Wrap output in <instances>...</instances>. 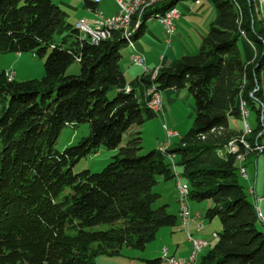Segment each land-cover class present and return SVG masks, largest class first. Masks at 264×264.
Returning <instances> with one entry per match:
<instances>
[{
    "label": "trees",
    "instance_id": "1",
    "mask_svg": "<svg viewBox=\"0 0 264 264\" xmlns=\"http://www.w3.org/2000/svg\"><path fill=\"white\" fill-rule=\"evenodd\" d=\"M181 1L187 0H161L146 16L165 15ZM83 2L85 8L96 6ZM210 2L216 21L197 54L180 57L152 80L145 74L128 88L119 69L126 45L118 32L94 45L52 0H0V54L45 57L40 81L16 83L0 73V264H94L95 256L124 247L143 251L161 229L180 225L179 215L156 206L161 196L152 191L157 177L174 180L166 153L139 154L140 129L156 116L146 104L152 85L159 91L186 89L193 99V126L168 154L189 185V199L212 203L204 219L221 223L215 244L198 264H264V233L257 228L264 222L235 178L233 140L243 125L238 130L230 124L242 122L244 102L256 113L246 141L254 146L264 140V12L260 0ZM240 31L255 48L253 62L240 57ZM74 63L79 73L68 75ZM112 90L115 97L109 99ZM80 124L89 125V135L56 150L60 132ZM100 148L115 152L101 172H73ZM99 225L109 229L92 230Z\"/></svg>",
    "mask_w": 264,
    "mask_h": 264
},
{
    "label": "rangeland",
    "instance_id": "2",
    "mask_svg": "<svg viewBox=\"0 0 264 264\" xmlns=\"http://www.w3.org/2000/svg\"><path fill=\"white\" fill-rule=\"evenodd\" d=\"M52 1L65 12L67 16L66 21L72 27L75 26L76 28V24L79 21H82V20L90 21L89 19L95 17L94 14H90L87 11V9L84 6L83 0H52ZM204 1L207 2L206 4L207 5L206 7L207 15L209 16L212 13H216L214 6L209 2L210 0H204ZM184 2L185 1H181L180 3H184ZM114 9H115V2L113 0H102L99 10L104 11V12L106 11L111 12ZM263 12H264L263 9L262 10L260 9V13L262 14ZM155 22H158V21H155ZM243 39H246V38L240 37L238 39L237 45H238V49H239L240 57L242 61L246 62V58H249L251 55L250 52H252L253 54V49L249 47V45ZM195 54H197V52ZM122 55H123V58L127 56L125 51H122ZM44 61H45V57L44 58L35 57L31 53H24L20 55V57H18L16 53L0 54V73L5 72V76L9 80L13 78V80L16 83H21V82L30 81V80L40 81L44 76V66H43ZM78 73H79V66L77 63H74L72 66H70V68L67 71L68 75H78ZM10 76L12 77L10 78ZM137 93L139 95V91ZM107 97L109 99H113L115 97V91L114 90L110 91L107 94ZM187 100L188 99H185V98L181 99L179 101V104L173 107V113L171 114L174 117V119H176L175 121L178 124L177 128L175 129L179 132L185 131L183 132L184 134L181 133L182 137L191 129L194 123V118H193L194 105H192V103L190 102H187ZM246 112L249 113L248 119L245 115H243L240 112L242 122L240 120L231 119L230 124L238 130H240L243 125V131H246L245 129L246 124L247 125L249 124L252 128H254L256 126V113L255 111H252V110H250L249 112L247 108H246ZM160 118L161 117L158 114H156L154 118L147 120L144 123V125L141 127V131H142L141 139H142L143 149L140 151L139 153L140 155L147 154L149 151L152 150V147L154 146V143L156 142L157 139L165 137V131L162 128V124L164 122H162L163 119H160ZM165 122L167 123L169 128H173L169 114H167V116L165 117ZM88 135H89V125L88 124H80L75 129L71 127H66L60 132L54 147L56 150L62 151L63 149L67 147L77 145L83 138L87 137ZM234 141H236V139H234L233 142ZM246 142L248 143L247 145L249 146L250 149H252V151L250 152V154L247 155V157H245L244 162L243 161L236 162V168H238V170H236L235 178L238 184L246 192L248 202L251 203L252 205H255V209L256 207L259 206L258 208L259 209L261 208L264 211L263 203L258 202V206H256L257 204H255L256 198L260 199L261 197H264V153H261L256 157L257 159V164H256L255 157H251L252 155L257 154V151L255 149L256 147L255 145L251 146V144L248 141ZM114 155H115L114 151H109L104 148H100L97 153L81 159L73 167V172L80 173L84 170H87L91 173H99L113 160L112 158L114 157ZM174 163H175V159H174ZM240 166H243L245 168L248 174V179L243 178L242 175L240 174L239 172ZM159 179L160 177L156 178L157 182ZM254 187H256V194L252 195L251 188H254ZM174 188H175V184H174ZM152 191L156 194L161 195V198L157 202L156 206L164 205L165 198L163 196V192H162V189L159 183H157L152 188ZM175 193L177 196L176 191ZM177 201H178V197H177ZM192 201L193 200H190V205ZM206 202L207 201L196 202V203L202 204V205H199V208L197 209H201L200 210L201 212H205ZM191 209H195V208H191ZM261 209H260L261 216H259L258 218L261 222H264L262 220V210ZM192 214L194 215V213ZM196 215L198 214H195L194 216ZM204 222H205L204 225L206 227V232L204 235L200 236L199 239L206 241L209 244L208 245L209 247L208 246H207L208 248L205 247L198 254V258L194 264H198L200 256L206 253L215 244L216 239L212 237L214 233L212 234V236H210V234L212 232L219 233L221 231V223L218 218H214L213 220L204 219ZM178 227L180 229L181 226L179 225ZM257 228L258 230L264 233V226L260 222L257 223ZM108 229H109L108 225H99V226L92 228V230L94 231H105ZM162 230L163 229H161L158 232L156 239L154 241L147 244L145 250L143 251H138V250L129 249V248L124 247L118 254H115V255L95 256L93 258V263L94 264H145L146 261L154 260L158 257H163V250H167L166 248H163L162 250L163 245L167 246V248L169 249V253L172 255L174 252V245L176 246V243L179 246L177 256L178 257L179 256L185 257L186 255L188 256L191 250V245H189L187 242L184 241V237L183 239L181 237H177L175 239L176 243L172 244L163 238ZM188 231L191 234H194L195 230L191 231L189 227ZM184 232L186 233L187 231L185 230ZM186 237H187V233H186ZM182 252H184L185 254H182ZM187 256L185 258H187Z\"/></svg>",
    "mask_w": 264,
    "mask_h": 264
},
{
    "label": "crops",
    "instance_id": "3",
    "mask_svg": "<svg viewBox=\"0 0 264 264\" xmlns=\"http://www.w3.org/2000/svg\"><path fill=\"white\" fill-rule=\"evenodd\" d=\"M100 4H98L97 6L86 8V9L90 14H94L93 10L94 9L99 10ZM206 4L207 2H205L204 0H197V1L187 0L184 3L179 2L176 5V8L180 12V18L175 23V30H174V34L172 37V42L168 48L166 47V44H165L166 35H165V29L163 25L158 22H155L156 20L146 21L142 35L137 40L134 41V47L136 48L137 51L143 54L145 66L150 72L154 70L160 71L164 68L172 67L180 57L186 56V55H195V53L198 52L200 45L202 43V40L207 33L208 27L210 26V24L216 21V13H212L209 16L207 15V12H206L207 5ZM117 11H118V7L115 3V9L113 11L111 12L101 11V12L103 16L111 17L112 15L116 14ZM92 19H94V17L89 20H92ZM89 22H92V21H89ZM243 40L249 45V47L253 49V54L252 52H250L251 55L249 58H246V62L247 63L253 62L256 56L255 48L250 41L246 39H243ZM122 51H125V53L127 54L125 58H123ZM131 52L132 50L130 48H128L127 46H124L121 49V59L119 62V69L122 72L126 83L128 84V88H130L129 85L132 82L139 81L141 78L145 76L144 71L141 67L131 63L130 61ZM17 56L20 57L19 54H17ZM135 91L136 93L138 91H141V85L137 87ZM160 92L162 93L163 107H162V111L159 112L158 115L161 117L160 119H163L162 122H165V117L167 116V114H169L172 127L174 128V129L173 128L171 129L177 133V136L173 137L170 140V149H172L173 147H176L178 145L179 141L182 138V134H184L183 132H185V131L179 132L175 129L177 128L178 124L175 121L176 119H174V117L171 115L173 113V107L177 106L179 104V101L183 98L188 99L187 102L192 103V105H193V100L186 89H183V90L166 89ZM194 116H195V110H194L193 118ZM166 141L167 140H166V134H165V137L156 140V142L154 143V146L152 147V150H156L161 144H164ZM258 155L259 154H254L251 156V157H255L256 164H257L256 157ZM174 159L175 158H173V160ZM237 161H240V160H237ZM158 183L161 186L163 196L165 198L164 205L167 206V209L169 210V212H171L172 214L178 217L179 208H178V203H177V196L175 193L176 190L174 188L175 180H171V179L164 180L162 177H160V179L158 180ZM254 190L256 194V187H254ZM190 200L191 199H189L188 201V206L190 208V211L194 213V215L200 214L201 216L204 217L207 209L212 207V203L207 201L205 204L206 211L201 212L200 211L201 209H197V208H199V205H202V204L192 201L190 205ZM255 202H256L255 204H257L258 206L257 199H255ZM259 203L264 204V202L262 201ZM191 208H195V209H191ZM178 224H179V220H178ZM190 230L191 231L195 230L193 235L199 238L200 236L205 234L206 227L201 231L198 229L196 231V222L192 221L190 224ZM162 231H163L162 232L163 238L166 239L168 242L175 244L176 243L175 239L177 237H181L182 239L184 237V241L190 245V243L187 240L186 233L180 230L179 227L165 228ZM213 233H216V232H212L210 236H212ZM163 248H166L168 254H170L169 249L167 248L166 245H163L162 249ZM178 250H179V246L176 243V246L174 245V252L172 255L171 254L170 255L176 258H185L187 256L186 255L185 257L183 256L178 257L177 256ZM182 254H185V253L182 252ZM158 258H161V257H158Z\"/></svg>",
    "mask_w": 264,
    "mask_h": 264
},
{
    "label": "bare ground",
    "instance_id": "4",
    "mask_svg": "<svg viewBox=\"0 0 264 264\" xmlns=\"http://www.w3.org/2000/svg\"><path fill=\"white\" fill-rule=\"evenodd\" d=\"M92 3L94 5H98L100 3V0H91ZM161 0H139L137 1V3H135L134 5H132V8L130 9V18H128V23L127 25L124 24V19H118V12L114 15H112L111 17H109L110 20H117L116 21V27L115 28H108L107 32L104 34H101V40L100 41H91L92 44L94 45H98L100 42L102 41H107L110 40L113 36L114 32H118L121 37L123 38L125 45L132 49L134 47V36L136 35V33L139 31V29L142 26V23L147 21V20H156V21H161V18L163 16H168L171 13H175V10L177 8H172L170 9L165 15H160V14H150L149 16L146 14L148 13V11H150V9L157 5ZM260 5L262 6V8L264 9V0H260ZM146 16V17H145ZM145 19V21H144ZM92 23V24H91ZM76 28H79V30L82 33H85L89 36L90 39H96V27H95V23L94 21L89 22V21H79L76 24ZM240 35L241 37L246 38V33L244 31H240ZM12 76H10L11 78ZM154 74H151V80L154 79ZM129 90V89H127ZM150 91H155V93H160L159 90H156L155 86L152 85L150 88H148L145 92V96H146V104L147 107L154 113L158 112V104L152 102V99L150 98ZM253 93L250 94L251 97ZM240 111L243 115H245L246 117H248V113L246 112V106L244 102H241L240 104ZM248 128V125L246 124V130ZM242 144L245 146L246 148V153L245 154H240V156H237L236 159L243 161V159H245V157H247V154H249V152H251L252 150L249 148V146L247 145L248 143L246 141H244L243 139L241 140ZM256 149V148H255ZM161 153H166L165 149H158ZM248 150V151H247ZM169 161L171 164H173L172 169H173V174H174V180H175V190L177 192V197H178V201H182V204L184 206V208H187L186 211V219L187 220H183V214H182V210H179V220H180V229L182 230H186L187 232V236H188V230L190 227V224L192 221L196 222V226H197V215L194 216L191 211L190 208L188 206V199H189V193H183V185L182 184H176V182H181V176L180 174L176 171V166L173 160V156H168ZM243 166L239 168V172L241 173ZM243 177V175H242ZM257 206V205H256ZM257 209V213H258V217L261 216L260 215V209L258 207H256ZM198 230H203L204 226H197ZM215 234V233H214ZM213 234V235H214ZM217 237V235L215 234V238ZM200 245H203V247L201 248L200 252L207 247L209 244L200 239ZM164 254H168L167 250H163ZM200 252H194V255H192V260L191 262H184L183 263V259H168V262L163 260L162 262H160V264H194L198 258V254Z\"/></svg>",
    "mask_w": 264,
    "mask_h": 264
},
{
    "label": "built area",
    "instance_id": "5",
    "mask_svg": "<svg viewBox=\"0 0 264 264\" xmlns=\"http://www.w3.org/2000/svg\"><path fill=\"white\" fill-rule=\"evenodd\" d=\"M114 1L118 7V11H117L118 12V19H124V24L127 25L128 18H130V9L132 8V5L137 3V1H139V0H114ZM93 13H94L95 17H94V19H92L90 21H94V23H95L96 39H89L88 36H86L85 34H83L79 30V28H76V29L79 31V33L81 35L88 38L89 41H100L101 40V34L106 33L108 28H115L117 20H110L109 17L103 16L102 12L99 11L98 9H94ZM179 18H180V12L178 9H176L175 13H171L168 16H163L161 18V21H158L160 24L163 25V27L165 29V35H166L165 44H166L167 48L170 46V44L172 42V37L174 34V30H175V23L179 20ZM131 50H132L131 56H130L131 63L141 67L144 71V75L145 74H154V77H156L158 70H154V71L150 72L145 66L143 54L141 52L137 51L135 47H133ZM146 88H148V86ZM150 98L152 99V102L158 104V112L154 113V114H158L159 112L162 111V107H163L162 93H155V91H150ZM246 108H247V106H246ZM248 117H249V113H248ZM248 117H247V119H248ZM162 128L165 131L167 141L164 144H161L157 149H165L166 150V156L168 159V156H172V155L168 154V150L170 148V140L173 137H176L177 133L174 132L171 128H169L165 122L162 124ZM249 133L250 132H249V125H248L247 130L243 131V134L236 139V145H234L232 147V149H234V151L237 153L238 156H240V158H241V155H240V148H239V140L240 139H246L245 136H247ZM255 147H256L257 154L264 153V140L260 144L255 143ZM243 162H244V159H243ZM171 165L173 166V164H171ZM176 171L178 172L177 168H176ZM241 173L243 175V178L248 179V174H247L244 167L242 168ZM176 184H182L183 185V193H190L189 185L186 182H184L182 180V178H181V182H176ZM251 194L255 195L254 188H251ZM256 199L258 202H261V201L264 202V197L261 199H258V198H256ZM177 203H178V208H179L178 210H182L183 220H187L186 219L187 208H184L182 201H177ZM196 219H197V226H204V228H205L204 217L201 216L200 214H198ZM262 220L264 221V211L263 210H262ZM197 226H196V230H197ZM212 237L215 238V234ZM187 240L191 245V250H190L187 258H183V263L184 262H191L192 255H194V252H200L201 248L203 247V245H200V239L195 237L190 232H188ZM159 259H164L167 262H168V259H175V261H176V257L171 256L169 254H164V251H163V258H159Z\"/></svg>",
    "mask_w": 264,
    "mask_h": 264
}]
</instances>
